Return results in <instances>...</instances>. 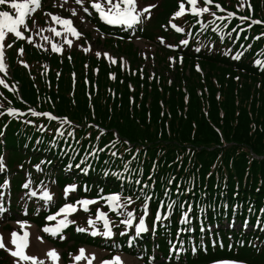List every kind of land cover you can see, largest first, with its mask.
I'll list each match as a JSON object with an SVG mask.
<instances>
[{
	"label": "trees",
	"instance_id": "obj_1",
	"mask_svg": "<svg viewBox=\"0 0 264 264\" xmlns=\"http://www.w3.org/2000/svg\"><path fill=\"white\" fill-rule=\"evenodd\" d=\"M184 1H140L155 5L135 32L155 48L149 54L158 64L154 77L140 72L143 59L131 42L132 31L106 27L91 10L87 20L100 33V45L119 53L116 64L103 53L98 57L94 49L55 53L51 38L41 41L35 33L30 35L31 43L14 36L7 41L12 47H6L10 70L0 73L8 85H0V157L7 155L14 191L21 192L26 172L43 166L55 174L60 191L75 184L79 198H97L100 192L119 194L124 206L120 215H113L121 224L119 232L125 228L121 223L125 213L141 217L147 200L152 223L160 206L164 214L171 211L169 219L157 224L155 235L137 239L135 247L127 245L134 232L125 237L117 233L112 240L76 233L86 228L87 215L80 214L66 241L51 239L63 250L67 263L82 244H91L104 248L109 258L125 252L142 264H205L222 259L264 264V236L258 227L236 232L223 224L248 216L251 225L259 221L264 226V0H212L208 7L215 17L187 12L173 19ZM197 7H204L203 0ZM227 12L234 16L216 19L227 17ZM172 20L183 34L172 31ZM251 20L262 23L249 27ZM28 25L33 32L45 29L48 18L40 12ZM88 38L80 39L82 45ZM126 59L127 72L122 69ZM9 108L24 115L8 116ZM29 110L56 119L32 116ZM128 197L130 204L125 202ZM183 211L194 217L196 252L190 245L186 258L170 260L169 241L176 240ZM201 213L203 231L208 234V224H218L223 244L218 240L213 245L208 239L202 248ZM32 214V221L44 225L46 215L35 209ZM156 250L162 257H155ZM0 264L14 263L0 251Z\"/></svg>",
	"mask_w": 264,
	"mask_h": 264
},
{
	"label": "rangeland",
	"instance_id": "obj_2",
	"mask_svg": "<svg viewBox=\"0 0 264 264\" xmlns=\"http://www.w3.org/2000/svg\"><path fill=\"white\" fill-rule=\"evenodd\" d=\"M68 3H63V0H40V7L36 8V10L31 14V16H28L25 18L26 23L30 18L35 16L38 13H43L47 18H48V27L45 29L39 30L37 32L38 36H43L44 39L47 37H51L56 39V41L59 42L57 46L62 50H71V49H80L82 51H89L90 49H94L97 52L100 53H107L109 57L114 58L115 61H117V58L120 57L119 53H116L112 50H107L103 46L100 45L102 37L98 33V31L95 29V27L91 24H89V21L87 20V16L89 15V0H82V5L77 4L76 0H67ZM93 2H99L101 6L107 11L108 5L105 4L103 0H90ZM1 6V5H0ZM4 9L0 11H8L10 15H15V10L9 9L7 5H2ZM145 5L143 4H137V11H140V9L144 8ZM84 8L88 9V12H84ZM81 10L82 14H79L77 11ZM95 11V10H94ZM73 12L76 14L73 15ZM96 12V11H95ZM55 15L61 19H67L71 22V27L75 28L77 33H79L78 36H73L70 31H68V26L61 25L58 21H52L51 20V15ZM99 14V13H98ZM144 12H141L140 17H139V23L140 20L144 16ZM28 25V24H27ZM120 27L123 25H119ZM54 30V31H53ZM59 32L60 35L57 36L55 33ZM136 32V30H134ZM25 34V33H24ZM8 35H12L11 33L7 34L6 39ZM27 35V33H26ZM87 36L89 35V38L87 39V44L82 45L80 41V36ZM65 38L67 40L71 41V46L69 44L65 43ZM132 43L139 49L141 58L143 59V63L141 64L142 69H140V72L143 74V72H148L152 77H154L156 74H158V64L157 62H153L149 58V54L153 53L154 47L153 45H150L148 42L142 40L139 37H134L132 39ZM53 44V43H52ZM51 44V45H52ZM6 52V47L4 49ZM109 61L112 62L111 59L107 58ZM127 59L126 62L123 63V70H129L127 67ZM113 63V62H112ZM117 62H115L116 64ZM157 67H155V65ZM117 66V65H116ZM46 73L49 72L50 67L46 66ZM9 67L7 66V59L5 56V70H7ZM98 71V70H97ZM96 71V72H97ZM126 71V72H127ZM169 79H172L173 77L170 74H166ZM171 81V80H170ZM47 82H49V78L47 77ZM19 88L17 84L13 85V89L20 93ZM0 163L3 164V168H0V178H5V183L2 185L1 192H0V229H2V232L4 235L11 237L10 234L13 232L12 230H9L6 228L8 224L12 225L14 228V231L17 233L18 237H22L26 231L24 229L25 225H30L33 230V235L28 237L27 240V246L25 248V255H32L37 257L38 260L44 261V264H64L63 260L61 258V249L55 247L52 243H50L48 240H46L47 236H58L61 233H63L64 230H66L72 222L75 221V216L78 214L77 212L83 211V207H87V209H92L90 208L91 206L95 205L97 203L96 200L93 198H83L81 200L87 199V200H92L95 201V203L89 204L87 206H81L79 204H75V211L69 212V213H60L57 215L54 219L50 220L48 222L47 228L50 230L49 232H44L43 229H38L33 225L29 220H23L21 213L22 211L25 212L26 210L29 209H35L39 213L43 214L48 211V208H51L56 205V203L60 199V195H62V198H66L67 201L65 204H72L69 199L70 197V192L74 190H69L66 194L65 192L63 193V189H59L55 182V174H52L51 170H46L43 166H35L33 169V172H26L24 178L26 180L27 187H22L21 192L17 193L14 191L13 187V178L12 174L8 172V163H7V155L5 154L4 156L0 157ZM9 178H12V182L10 184ZM39 179H41L39 181ZM39 182V183H38ZM13 190V192L11 191ZM11 191V192H10ZM27 192V193H26ZM45 193H47L48 197L50 199H45ZM16 194V195H15ZM105 200V199H104ZM80 201V200H79ZM17 204V206L21 207V211L17 212L10 208V204ZM107 204V202H106ZM21 205V206H20ZM108 207V204H107ZM109 208V207H108ZM104 211V210H103ZM105 212V211H104ZM101 213V212H100ZM106 213V212H105ZM103 214V213H101ZM107 214V213H106ZM103 214L102 217H95V215L90 216L87 220L89 219L92 220V225L90 226V229L87 230V228H79V229H85V231H77L76 233H87L91 234L93 230L97 233L96 235L102 236L104 239H113L116 230L119 229V226L113 225V221L109 218L108 215ZM140 218H137L136 221H132L131 225L127 226V231L122 230V235H127V232L130 231V228L135 231L137 237H142L147 234H153L154 231V224L151 223L150 218L148 217L147 219L144 218L145 221V231L137 234L135 230V226L139 223ZM64 221V225L60 226L59 222ZM107 221L110 225L109 229L111 232V235L109 237H105L102 235L104 231V223ZM20 222L23 224V227L20 226ZM225 225V228L228 227L226 223H223ZM101 226V227H100ZM59 228L58 231H56L55 235H52V230H56ZM224 228V227H222ZM234 230H240L241 225L239 223H234L232 226ZM251 227L247 226L245 227V230H250ZM213 231V229H211ZM92 235V234H91ZM95 235V236H96ZM264 236V233H263ZM37 237L40 238V240L37 239ZM216 237V236H215ZM67 237L63 238V240H66ZM6 246L11 249L15 250L14 246L6 244ZM80 249H84V255L82 256L80 261H76L74 257L76 255H79V251L75 252L74 254L71 255L72 257V264H87L89 260L93 257L94 254V264H101L102 261H112L108 260L107 258V251L104 248L95 246V245H87V246H82ZM3 250V249H1ZM49 250H54L56 253L59 254L58 261H52L48 256H47V251ZM181 252V251H179ZM9 253V252H8ZM10 254V253H9ZM155 254V253H154ZM161 254H159L158 257H160ZM116 257H122L123 262L122 264H142L141 261H139L137 258L131 255H127L125 253H119ZM15 264H30V262H25V261H18L17 257H14Z\"/></svg>",
	"mask_w": 264,
	"mask_h": 264
},
{
	"label": "snow or ice",
	"instance_id": "obj_3",
	"mask_svg": "<svg viewBox=\"0 0 264 264\" xmlns=\"http://www.w3.org/2000/svg\"><path fill=\"white\" fill-rule=\"evenodd\" d=\"M187 4L191 6L190 11L194 16H200L202 13H209L210 15H213L215 17V13L210 12V9L208 7V5H210L212 3V0H203V4L204 7H197V0H186ZM77 4H81L82 5V0H76ZM105 4L108 5L107 7V11H105V9L101 6V4L99 2H93L90 4V7L92 9H94L97 13H99V17L101 20H104L107 24L109 25H125L129 28H131L134 24L139 23V17L141 12L144 13H149L150 14V8L154 7L155 5H149V6H145L144 8L140 9V11H137V3L136 0H105ZM0 5H7V7L9 9L15 10V15H10L8 11H0V73H5L6 74V70H5V47L11 48L12 45L10 43H7L6 41V36L7 34L11 33L12 36H14L17 40H27L29 43H31L32 37L25 35L24 33L28 32V25L26 23L25 18L28 16H31V14L36 10V8L40 7V0H0ZM243 6V4L241 5ZM215 8L221 12L224 11L223 8H221V6L219 4H215ZM84 12H88L87 8L83 9ZM249 11H251V7L249 5ZM185 12V3L181 2L179 4V10L176 11L173 14V19L180 17L183 13ZM76 13L73 12V15H75ZM51 15V14H48ZM234 16L233 12H227V17L225 16H219L216 17V19H220V20H224L226 18H232ZM147 18V17H146ZM239 19L241 21L247 20L249 19V17H239ZM51 20L52 21H58L61 25H65L68 26V31H70L72 33L73 36H78L79 33H77V31L75 30V28L71 27V22L67 19H61L55 15H51ZM33 23H35V21H33ZM262 23V21L259 20H251L249 27L251 25L254 24H260ZM177 32L182 31V29L178 28L176 25H171ZM203 27V26H202ZM54 31V30H53ZM57 36L60 35L59 32L55 33ZM262 35H264V33H262ZM254 39H259V37H254ZM65 43L69 44V46H71V41L67 40V38H65ZM182 44H186L187 41L182 40L181 41ZM51 50L55 53H59L61 51V49L56 45V44H52L51 45ZM199 49H197L198 51ZM19 54H23V49L20 48L17 50ZM96 55L98 57H100L102 55V53L97 52ZM103 55L106 58H109L112 60L113 63H115V59L111 58L108 56L107 53H103ZM234 59H239V57H233ZM21 63H23V61H21ZM256 64H261L260 61H256ZM264 66V65H262ZM24 67H28L27 64H24ZM0 85H3L5 88H8V85L5 83V81L3 79H0ZM32 116H45L47 117L49 120L52 119H56V117L52 116L49 113H38L35 111H31L29 110ZM7 114L9 116H13V115H19V113H17L16 110L14 109H7ZM0 115H3V113H0ZM64 123H68V121H64ZM58 134L62 133L60 132V129L56 130ZM69 136L72 135V133L68 134ZM100 151H103V149H100ZM112 155H115V153H112ZM3 164L0 163V168H3ZM77 167H79V165H77ZM171 183V181H169ZM137 183H139V181H137ZM24 187H27V184L24 185ZM75 186L74 185H68L65 187V194L69 191V190H74ZM45 199H50V197H48L47 193H45ZM103 199H105V201L108 204V207L110 210L115 211L116 209H122L123 208V204L120 201V196L119 194H109L107 197H104ZM125 202L127 204H130L131 198H125ZM77 204L81 205V206H87L89 204L95 203V201L92 200H80L76 202ZM146 203L147 201H145V215L146 213ZM169 207H171V205H169ZM75 205H71V204H65L63 207H61V209L59 210V212L57 213V215H59L60 213H69L72 211H75ZM84 211H88L87 207H83ZM119 214V213H118ZM103 214H101L99 212V210H97V217H101ZM126 219L122 220L121 223L125 224L126 226L131 225L132 221H133V213L132 212H126ZM162 218H166L163 216V214L161 213H157L155 219L156 221H159ZM48 220H52L54 219L53 216H49L47 217ZM20 223V222H17ZM92 220L89 219L88 224L92 225ZM60 226L64 225V221H60L59 222ZM20 226L23 227V224L20 223ZM59 228H57L56 230H52V235L56 234V231H58ZM135 230L137 232V234L145 231V221H144V216L140 217L139 223L135 226ZM44 232H49L50 230L46 227L43 229ZM77 231H85V229H77ZM93 236H95L97 233L95 232V230L92 231L91 233ZM103 236L105 237H109L111 235L110 229H109V223L107 221H105L104 223V231L102 233ZM11 239L10 241H5L2 237H0V249H3L7 252L10 253V255L12 257H17L18 261H25V262H30V264H44V261L42 260H38L37 257L32 256V255H25L24 253V248L27 246V236L28 233L25 232L24 235L22 237H18L17 233L15 231H13L11 234ZM63 239V237H61ZM38 240H40L39 237H37ZM6 244H11L15 246V250H11L9 249ZM193 252H195V249H193ZM79 255H76L74 257V259L76 261H80L82 256L84 255V249H80L79 250ZM56 253L54 250H50L47 253V256L49 257H56ZM93 258H94V254H93ZM101 264H120L119 262V257H113L112 261H102ZM213 264H241V262L239 261H229V260H221V261H214Z\"/></svg>",
	"mask_w": 264,
	"mask_h": 264
},
{
	"label": "bare ground",
	"instance_id": "obj_4",
	"mask_svg": "<svg viewBox=\"0 0 264 264\" xmlns=\"http://www.w3.org/2000/svg\"><path fill=\"white\" fill-rule=\"evenodd\" d=\"M63 3H68V1L67 0H63ZM79 14H82V12H81V10H78L77 11ZM24 229H26V231L25 232H28V236H27V240H28V237L29 236H32L33 235V230H32V227L30 226V225H25V227H24ZM247 231V230H246ZM249 231V230H248ZM0 237H2L5 241H10V239H11V237H8V236H6V235H4L3 234V232L1 231V229H0ZM8 245H11V244H8ZM12 246H14V245H12ZM14 248H15V246H14ZM26 248V247H25ZM25 248H24V251H25ZM50 251V250H49ZM49 251H47V253L49 252ZM25 253V252H24ZM46 253V254H47ZM56 253V252H55ZM57 255H56V257L55 258H53V257H49L52 261H58V258H59V254L58 253H56ZM92 260H94V258L92 257L91 258V260H89L88 261V263L87 264H94L93 263V261ZM119 262H120V264H122V262H123V258L122 257H119ZM47 264V263H46Z\"/></svg>",
	"mask_w": 264,
	"mask_h": 264
}]
</instances>
